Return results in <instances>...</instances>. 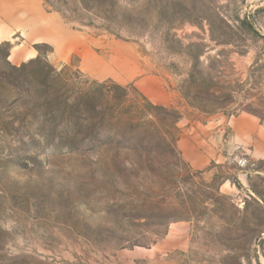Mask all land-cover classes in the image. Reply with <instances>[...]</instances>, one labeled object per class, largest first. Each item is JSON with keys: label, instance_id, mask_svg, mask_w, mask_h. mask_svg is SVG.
Listing matches in <instances>:
<instances>
[{"label": "rangeland", "instance_id": "374dc122", "mask_svg": "<svg viewBox=\"0 0 264 264\" xmlns=\"http://www.w3.org/2000/svg\"><path fill=\"white\" fill-rule=\"evenodd\" d=\"M22 2L32 25L0 32V264H264V161L230 126L264 129V0ZM184 141L216 159L194 169Z\"/></svg>", "mask_w": 264, "mask_h": 264}, {"label": "crops", "instance_id": "0c3cea01", "mask_svg": "<svg viewBox=\"0 0 264 264\" xmlns=\"http://www.w3.org/2000/svg\"><path fill=\"white\" fill-rule=\"evenodd\" d=\"M26 3L22 0H0V32H5L8 28V23L14 26L32 25V19L24 18L23 8ZM23 10V11H22ZM31 13V12H30ZM7 18V19H3ZM47 27L42 30L47 32ZM231 130L233 133V144L238 150H247L257 156V159L264 161V129L260 122L253 116L244 115L230 121ZM182 150L184 157L191 163V166L200 170L205 166L210 165L215 159L216 154L209 153L205 160L197 159L193 156H188L187 143L182 142ZM213 150V149H212Z\"/></svg>", "mask_w": 264, "mask_h": 264}, {"label": "built area", "instance_id": "2783aa9c", "mask_svg": "<svg viewBox=\"0 0 264 264\" xmlns=\"http://www.w3.org/2000/svg\"><path fill=\"white\" fill-rule=\"evenodd\" d=\"M238 164H239L240 167L246 168L247 166L250 165V162L248 160H246V159H240L238 161ZM239 204H242V200H240Z\"/></svg>", "mask_w": 264, "mask_h": 264}, {"label": "trees", "instance_id": "16d2710c", "mask_svg": "<svg viewBox=\"0 0 264 264\" xmlns=\"http://www.w3.org/2000/svg\"><path fill=\"white\" fill-rule=\"evenodd\" d=\"M9 56H10V54H9V52H8V54H7V58H9Z\"/></svg>", "mask_w": 264, "mask_h": 264}]
</instances>
